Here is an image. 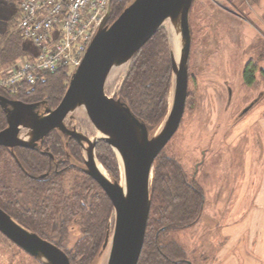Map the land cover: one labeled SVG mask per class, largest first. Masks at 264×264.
Here are the masks:
<instances>
[{"label": "rangeland", "instance_id": "1", "mask_svg": "<svg viewBox=\"0 0 264 264\" xmlns=\"http://www.w3.org/2000/svg\"><path fill=\"white\" fill-rule=\"evenodd\" d=\"M19 2L0 0V31L6 29ZM191 9L186 108L163 151L176 157L189 177L202 185L205 202L196 224L175 228L169 237L186 248L192 264H264V0H194ZM161 28L173 49L168 23ZM24 45L34 49L28 39ZM248 61L255 69L253 85H246L243 79ZM129 65L111 70L105 85L108 95L119 96ZM70 115L67 125L93 138L96 129L85 107L79 106ZM163 120L150 129L151 135ZM80 149L82 160L71 156L70 161L83 170L86 153L81 145ZM116 157L120 164L117 153ZM98 164L107 176L115 178L99 159ZM75 223L64 239L69 249L81 235ZM113 226L114 210L109 221L111 232ZM11 241L5 237L0 240V264H45ZM110 245L91 264H106Z\"/></svg>", "mask_w": 264, "mask_h": 264}, {"label": "trees", "instance_id": "2", "mask_svg": "<svg viewBox=\"0 0 264 264\" xmlns=\"http://www.w3.org/2000/svg\"><path fill=\"white\" fill-rule=\"evenodd\" d=\"M131 1L111 0L108 22ZM18 17L19 8L10 16L6 29L0 31V70L34 50L24 45L26 38L17 29ZM251 64L248 61L243 69L246 85L255 83ZM71 74L72 68L64 65L47 73L33 89L25 85L11 91L0 86V93L26 102L46 100L55 107ZM171 80V50L167 32L160 28L131 59L119 97L152 129L167 114ZM6 125V114L0 106V129ZM43 141L52 155L17 146L15 156L0 145V206L21 224L63 248L72 264H91L102 250L114 210L112 201L93 177L71 163V156L82 160L80 145L74 138L52 130ZM96 147L99 161L119 179L120 164L113 147L103 139ZM75 171L80 175H66ZM150 194V214L138 264H192L186 248L169 233L199 221L205 202L202 185L189 177L176 157L162 149L154 162ZM75 222L81 235L69 249L64 239ZM1 236L9 240L0 231V240Z\"/></svg>", "mask_w": 264, "mask_h": 264}, {"label": "water", "instance_id": "3", "mask_svg": "<svg viewBox=\"0 0 264 264\" xmlns=\"http://www.w3.org/2000/svg\"><path fill=\"white\" fill-rule=\"evenodd\" d=\"M193 2L132 0L109 23L110 1L55 107L46 104V100L26 102L0 93V106L7 119V125L0 129V145L12 149L16 146L37 148L50 131L57 129L77 140L85 150L81 168L99 183L114 207V226L112 232L108 228L101 250L111 243L106 264H138L142 252L151 207L154 162L179 128L186 108ZM165 23L170 34L181 40V48L178 59L171 49L172 101L159 130L151 135L147 123L121 97L108 95L105 85L111 70L130 62ZM79 106L85 107L95 126L93 138L65 122ZM101 139L118 154L121 180L107 176L98 164L96 146ZM0 231L45 264H72L63 248L21 224L1 206Z\"/></svg>", "mask_w": 264, "mask_h": 264}, {"label": "built area", "instance_id": "4", "mask_svg": "<svg viewBox=\"0 0 264 264\" xmlns=\"http://www.w3.org/2000/svg\"><path fill=\"white\" fill-rule=\"evenodd\" d=\"M111 0H20L17 28L34 44L0 74V86L30 89L47 73L81 62Z\"/></svg>", "mask_w": 264, "mask_h": 264}, {"label": "flooded vegetation", "instance_id": "5", "mask_svg": "<svg viewBox=\"0 0 264 264\" xmlns=\"http://www.w3.org/2000/svg\"><path fill=\"white\" fill-rule=\"evenodd\" d=\"M192 12V11H191ZM191 45H192V41H191ZM190 52H191V50H190ZM190 57V56H189ZM189 77H190V73H189ZM188 97V96H187ZM187 102V101H186ZM47 104V103H46ZM50 106V105H49ZM51 107V106H50ZM54 130H57V129H54ZM58 131H60V130H58ZM51 132V131H50ZM61 132V131H60ZM62 133V132H61ZM65 135V134H64ZM68 136V135H67ZM69 137V136H68ZM70 138H72V137H70ZM77 141V140H76ZM44 142V141H43ZM42 142V146H39V147H37V148H32V149H38V150H40L41 152H44V153H49V154H51V152H49V147L48 146H45L44 145V143ZM78 142V141H77ZM4 146V145H3ZM7 147V146H6ZM17 147V146H16ZM16 147H14L13 149L12 148H10V147H8L9 149H10V151H12V153L13 152H15V148ZM21 147H23V146H21ZM14 154V153H13ZM15 156H16V154H14ZM52 155V154H51ZM53 157V156H52ZM49 172L47 171L46 172V174H48ZM44 175H46L45 173H43ZM43 174H41V176L43 175ZM43 175V176H44Z\"/></svg>", "mask_w": 264, "mask_h": 264}, {"label": "bare ground", "instance_id": "6", "mask_svg": "<svg viewBox=\"0 0 264 264\" xmlns=\"http://www.w3.org/2000/svg\"><path fill=\"white\" fill-rule=\"evenodd\" d=\"M172 45H173V49L175 52V58H179V50H180V41L177 35L173 34V38H172Z\"/></svg>", "mask_w": 264, "mask_h": 264}, {"label": "crops", "instance_id": "7", "mask_svg": "<svg viewBox=\"0 0 264 264\" xmlns=\"http://www.w3.org/2000/svg\"><path fill=\"white\" fill-rule=\"evenodd\" d=\"M191 11H192V9H191ZM190 18H191V13H190ZM191 20V19H190ZM191 23V22H190ZM191 25V24H190ZM247 251H249L250 250V248H247L246 249Z\"/></svg>", "mask_w": 264, "mask_h": 264}]
</instances>
